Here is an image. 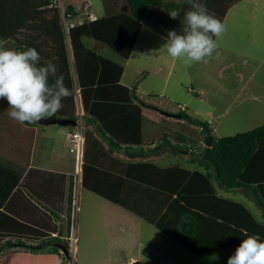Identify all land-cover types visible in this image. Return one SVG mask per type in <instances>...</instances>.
Here are the masks:
<instances>
[{
	"label": "crops",
	"instance_id": "0c3cea01",
	"mask_svg": "<svg viewBox=\"0 0 264 264\" xmlns=\"http://www.w3.org/2000/svg\"><path fill=\"white\" fill-rule=\"evenodd\" d=\"M200 2L205 4L209 12L212 13L216 18H218L223 9H227V15L229 10L239 3L235 2L234 4L230 5V1L226 0H200ZM161 3L165 4L166 9L160 8V6L152 8V10L149 12L150 20L153 21L154 19L155 21H161L162 18H164L165 23L169 22L171 25L180 23L184 25V18L179 20L175 19V21L169 16L168 12L175 9L178 10L180 15L182 14L184 17L185 12L190 10L191 7L187 3V0H161ZM181 3L186 4L181 6ZM103 4V7L106 8L105 15L108 13V11L127 12L129 9L126 6L123 8H118V5L114 2V0H108L106 2L104 0ZM228 5L230 6L227 8ZM65 6L72 7V9H74L78 15L77 20H75L77 23L76 25L87 24L93 20L105 16L103 14L99 15L97 9L93 7L91 0L86 3L83 13L84 16L82 18H80L82 14L79 11L78 6H75L73 3H68V5L65 4ZM50 8V5L46 7V9ZM43 16H45L42 17L43 19L47 21L53 20L55 22L53 12H46L43 14ZM59 24L61 27L63 26L61 16ZM143 26L141 27L133 50L128 59H124L111 47L89 35H84L81 37V42L85 49H91L102 56L123 64L124 71L121 75L120 83L124 85L128 91L135 89L137 98H133V103L107 101L89 102V107L91 110L90 112L97 118V121L92 124L88 123L86 128H88V130L91 132L93 138L95 137L99 142H101L102 147L98 148L96 145H94V147L90 149L92 154L91 163H93L95 166L91 172H87L85 179H83L85 185L88 186H85L82 183L81 187H86L87 193H83L80 196V199H83V197H88L86 195H89V188L94 189V187H98L99 189H104L111 187L116 184L113 181V179H115L116 182H119L118 188L123 190L130 189V195L132 194L138 197L137 203H139V205L151 206L152 204H148L149 201L146 202L145 197L141 195L142 193L140 194V192H135L132 190L136 188V179L142 172L154 173L152 174L153 177L158 175L155 169L142 167V164H154L160 168H168L171 167L170 163L167 162L168 158H176L181 156L182 159L186 160V165L189 167V169H187L185 166H183L184 169H187L191 172L195 171L196 169L203 170V167L199 165V162H194V158L191 156V152H194L192 147H188V149H180L179 147L175 146L177 144L188 145V136H185L184 134H177L175 137L178 142H175L173 140L172 133L168 132L167 129H165L163 133L162 131L160 132L157 130L158 126L161 127L162 121H169L176 124H185L187 121L181 118L180 113H168L167 115L163 108H152L150 104L142 103V101L147 103V100L143 98V95H155L159 93H165L164 91H167L168 77L174 68V59L171 57L172 60L168 58L166 60L165 54L160 55V53L158 54V58L162 60V62L158 65L150 64L151 55L154 54L156 56L157 52H153L144 47V42L148 41L143 39V35H146V33L144 34L145 31ZM153 30L156 34L162 35L155 29ZM147 39L156 41V45L161 43V41H157V39L155 40L154 37L151 38V36ZM69 40L70 46L69 42L67 43V46L73 61L72 69H75V90L78 88L80 89L78 101H75L76 112H81L79 115H83L87 112L81 95L82 92L78 73L76 72L77 70L75 64L76 59L74 48L71 43V39ZM0 41V44H2L3 47L7 44L17 48L19 51H25L28 49L27 46L23 44V47L26 48L23 50L15 41ZM43 50L44 49L42 48L38 49V52L42 57L41 62H43V64H46V62L49 60L53 62L52 58L46 57V54ZM111 50L117 54L118 60H115L108 55V51L112 52ZM134 58L138 59L136 63L133 62ZM166 64L168 66V73L166 78L162 80L163 82L161 84L164 86L163 88H160L161 86L157 82L158 80H153L152 84H150L152 79L147 80L145 79L146 77L143 78L146 73L152 78L156 75H159L166 68ZM128 70L130 75L127 76ZM65 85L67 86L66 81ZM123 91H125V89ZM4 105H6V103L3 100H0V108H3ZM75 121L77 122V120ZM188 124L190 126H194L190 123ZM0 126L4 127L2 124ZM24 127L26 131L28 130L32 133V136L34 135L32 138L33 144L29 149L25 150L26 152H20V154H15V152H13L8 145V140L4 136L9 135L8 129L6 127L5 129L0 128V134H3V137L0 136V259L1 255L25 254L26 251H28L30 253H27V255L30 254V256L42 260L44 264H64L63 259L59 258L57 254H50L42 251L33 253L29 247L30 245H34L38 248L40 247L39 245H42L40 244V239H42L43 236L40 235L39 230L44 229V227L41 225L43 220H49L53 223V225L56 224L57 229L55 232L51 233L52 236H59L61 240L62 237L68 236L71 216H73L76 210V208L73 209V193L77 187L74 183L73 173L68 170L70 161L67 157H74L71 155L73 154L70 149L71 146H67L66 139H68L71 132L74 131L75 125H63L58 122L46 124L41 120L32 124L25 123L22 125V129ZM101 127L105 128V130H103ZM196 127L201 130V127ZM188 130L190 131V128H188ZM105 136L111 137L113 141H111L109 138H105ZM52 137L54 138L53 142H59L62 139L60 144L58 143V146L60 145L59 152H63V154H65V163H63L61 159L53 161L51 165L47 163L43 164L35 162L36 160L33 159L34 154L40 155L43 153L49 159L47 154L51 151L48 149V146L50 144L49 140ZM195 145H197L195 147L199 148V154L205 146H208L206 143V135L202 139H198V142ZM54 149H56V147ZM65 150H67L66 153ZM55 152L58 151L56 150ZM189 162L191 164H198V168L195 167L193 170H191L190 166H188ZM119 169H121V171L126 175L124 177L125 180H127V183H124L125 180L121 182L119 178L112 177L110 175L111 173H116ZM93 170L96 172H93ZM55 174L58 175L55 176ZM215 186L218 188V193L220 195L229 199L242 201L258 220L264 221L263 211L255 203L252 195H250L246 189L240 188L235 191H226L222 188H219L216 182ZM90 198L91 197L89 196L87 201H89ZM87 203V207H85V209L82 208V214L79 215V222L77 219V224L75 225L74 231L77 234L75 251L78 252L77 248L80 249L81 246H83L85 250H88V245H85L84 242H81V245H79V240L82 238H85L90 244L94 243L93 239L95 236H90V234L95 233L94 231L90 230V232H88L89 234L85 232L78 233L79 225L81 226V229L84 226L86 229L93 228L94 224L91 221H88L87 215L96 214L95 212L88 211V207H93L94 204V206L96 205V207H99L98 210L101 213L100 215H104V213L109 214V217L112 219V221H114V223L116 220L119 223L117 224L119 227V232L113 231L112 234L108 235L109 240L107 251L110 255L107 256L106 260L102 259V262L98 264H134L136 262H140V255H138V252L142 243L138 248L136 243V230L139 227L141 221L144 219L134 211L101 195L100 197H97L93 201L90 200ZM102 220L103 217H100L99 221ZM78 234L81 238L78 236ZM87 261V258H79L78 260L76 255L77 264H91V262L87 263Z\"/></svg>",
	"mask_w": 264,
	"mask_h": 264
},
{
	"label": "trees",
	"instance_id": "16d2710c",
	"mask_svg": "<svg viewBox=\"0 0 264 264\" xmlns=\"http://www.w3.org/2000/svg\"><path fill=\"white\" fill-rule=\"evenodd\" d=\"M226 1H230L231 5L240 0ZM57 4L58 0H0V40L15 41L23 50L26 49L23 44L28 49L35 48L37 51L42 48L46 57L52 58L53 63L58 64V74L64 76L66 87L72 91V95L62 101L63 107L58 111L59 115L51 118L77 120V125L80 118L85 126L97 121L90 112V101L123 103L132 102L133 98H137L135 89L128 91L120 83L124 71L123 64L91 49H85L81 42L82 36L89 35L111 47L124 59H128L144 24L151 26L167 38L171 31L183 34V24H173L170 30H167L160 25V20H150L149 12L152 8L160 6L166 9L161 0H127L129 8L127 12L108 11L101 18L71 28L68 34L74 48L76 72L87 112L80 116L76 114L74 95L76 90L70 84L72 78L67 58L66 32L59 24L61 8ZM49 5L51 8L46 9ZM63 7L66 12L76 15L72 7L65 5ZM226 10L223 9L218 16L221 22L224 20ZM46 12H53L55 22L42 18L45 17L43 14ZM181 18H184L182 14L177 20ZM44 65L40 61L38 66ZM142 103L147 104L143 101ZM180 115L189 123L199 125L203 133L212 137L211 145L205 146L198 154L200 160L193 159L194 162L195 160L199 162L203 170L196 169L191 172L180 166L160 168L154 164H142V167L155 169L158 175L153 177L154 173L142 172L136 179V188L132 190L142 193L141 195L145 197L146 202L149 201L148 204H152L151 206L139 205L138 197L130 195V189L118 188L119 182L115 179L113 181L116 184L111 187L104 189L94 187L92 190L134 211L196 255L238 246L243 239L247 238L245 233L258 235L261 242H264V221L258 220L244 203L220 195L215 186L216 182L219 188L226 191L246 189L261 208L264 216V124L234 135L215 138L207 121L193 117L184 111L180 112ZM85 133L84 168L81 177L83 185L85 183L82 179H85L87 172H91L95 166L91 162L89 167L88 164H84L86 151L94 145L98 148L102 147L101 142L93 138L87 128ZM105 138L113 141L111 137L105 136ZM180 145L175 146L182 149L189 147L187 144L182 147ZM110 175L119 178L121 182L126 176L121 169ZM124 183H127V180ZM73 207L75 208L74 205ZM77 219L76 213L74 221L77 222ZM41 225L44 227L39 230L40 235L43 236L40 239L42 245L38 248L30 245L31 252L42 251L59 254L58 256L61 254L63 261H67L70 255H66L59 248L60 245H64L68 249L70 240L62 241L59 236H52L51 233L55 232L57 226L51 221L43 220ZM49 239L53 240L49 241ZM136 263L139 264V262ZM40 264H44L43 261Z\"/></svg>",
	"mask_w": 264,
	"mask_h": 264
},
{
	"label": "rangeland",
	"instance_id": "374dc122",
	"mask_svg": "<svg viewBox=\"0 0 264 264\" xmlns=\"http://www.w3.org/2000/svg\"><path fill=\"white\" fill-rule=\"evenodd\" d=\"M88 1L90 0H63L62 3L64 2L66 5H68V3H73L75 6H78V9L82 14L80 18H82ZM106 1L108 0H105V2ZM103 2L104 0H91L93 7L97 9L99 15H105L106 8L103 7ZM114 2L118 5V8H123L125 6L128 8L127 0H114ZM223 24L226 27V32L218 41L220 53L218 57L214 55L207 63L191 62L186 61L185 59H174V68L168 77L167 91H164L165 93L155 95H143V98L147 100V104H150L152 108H163L167 115L168 113L179 114L184 111L193 117L207 121L210 125L212 135L215 138L234 135L264 124V0L240 1L229 10ZM160 25L167 30H170L171 28V24L169 22L165 23L164 18L160 21ZM143 29L145 31L144 34L146 33V35H143V39L148 41L144 42V47L153 52H157L156 56L154 54L151 55L150 64L158 65L162 62V60L158 58L159 53L160 55L165 54L166 60L167 58L172 60L167 53L166 47H164L167 42V37L156 34L155 31L147 24H144ZM68 32L69 31L66 32L67 35L65 33V37L66 42H69L70 46V37ZM149 34L151 38L154 37L155 40L157 39V41H161V43L156 45V41L147 39L150 37ZM4 48L19 51L17 48L7 44L4 45ZM108 55L111 58L118 60L117 54L113 51H108ZM67 58L72 78L70 84L74 89L76 81L75 69H72L73 61L71 59L68 46ZM137 60L138 59L134 58L133 62L136 63ZM167 73L168 66L166 64V68L159 75L152 78L146 73L143 78L146 77L145 79L147 80L152 79L150 84H152L153 80H158L157 82L160 84V88H163L164 86L161 83L163 82L162 80L166 78ZM128 75H130L129 70L127 71V76ZM145 79L144 81L146 82ZM74 95L75 101L77 102L79 95L77 96L76 91ZM3 101L6 105H4L3 108H0V125L2 124L4 127L0 126V128L5 129L6 127L8 129L9 135L4 136L7 138L8 145L12 151L15 152V154L26 152L25 150L29 149L33 144L32 138L34 135L32 136V133L28 130L26 131L25 127L22 129V125L19 122L9 117L8 102L7 100ZM182 106L186 109L181 108ZM77 113L78 112H76V114ZM55 115L58 116L59 112ZM187 122L185 124H176L169 121H162L161 127L158 126L157 130L160 132L162 131L163 133V131L167 129L168 132L172 133V137L175 142L177 141L175 137L177 134H184L185 136H188V140L190 141L187 142L188 146L192 147L194 151L191 152V156L194 159H199V148L195 147L197 146L195 144L198 142V139H202L206 134L202 132V128L200 130L196 127L197 125L192 124L194 126H190L188 124L189 122ZM188 128H190V131ZM0 136L3 137V134H0ZM71 137L72 135L70 134L69 138L66 139V143L67 146H71L70 149L73 153L71 155L74 158L71 156L67 157L70 161L68 170L73 173L75 183L77 178V174L75 173L76 148L72 145L73 143L70 140ZM53 139L54 138L52 137L49 140L50 144L48 149L51 151L47 154L49 159L43 153L40 155L34 154L33 159L36 160L35 162L43 164L47 163L51 165L53 161L61 159L63 163H65V154H63V152H59L60 145L58 146V143L60 144L62 139L60 140L59 138V142H53ZM54 146L56 149H54ZM182 146L183 144L180 145V147ZM54 150H57L58 152H55ZM66 152L67 150H65V153ZM91 157V150L88 149L86 151V159L84 158V164H88V167L92 160ZM167 162L170 163L171 167L176 165L182 168L185 166L189 169L186 165V160L182 159L181 156L176 158L170 157L167 159ZM188 166H190L191 170L195 167L198 168V164L195 163L191 164L189 162ZM82 168H84V165ZM56 175L58 174H55V176ZM83 188L80 186L76 195V203L79 205V211L77 213L78 222L79 215L82 214V208L85 209L88 205L87 202L100 197L98 193H95L91 188H89V195H86L91 197L89 201H87L88 197L80 199V196L83 193H87L86 187ZM98 208L99 207H96V205L94 206V204L93 207H88V211L96 213L92 215L88 212L89 215H87L88 221H91L94 224L93 228L86 229L84 226L81 229L80 225L78 227V233L85 232L89 234L88 232H90V230L95 232L90 234L91 237L95 236L93 244L88 243L85 238L79 240V245H81V242H84L85 245H88V250H85L83 246H81L80 249L77 248L78 252L76 251L78 260L79 258H87V263L91 262V264H98L102 262V259H107V256L110 255L107 251L109 240L108 235L112 234L113 231L119 232V227L117 226L119 223L117 220L114 223V221H112L109 217V214L104 213V215H100L101 213ZM100 217H103L102 221H99ZM72 219L73 216H71L68 236L62 237L63 241L70 239L69 236L71 237L72 235L71 227L73 225L75 226L77 223L74 219L72 221ZM136 234V243L138 248L142 243L138 252V255H140L139 264H228L229 257L234 255L236 249L240 246L238 245L229 249H221L215 252L196 255L193 254L187 247L183 246L171 236L162 232L155 225L146 220L141 221L136 230ZM75 236L77 238V234H75ZM51 240L53 239H49V241ZM27 253L30 252L26 251L25 254L1 255L0 264H40V262H42V260L30 256V254L27 255ZM214 255L217 256L218 259H210ZM59 258L62 259L61 254ZM63 263L67 264L68 262L63 261Z\"/></svg>",
	"mask_w": 264,
	"mask_h": 264
},
{
	"label": "clouds",
	"instance_id": "9594fccd",
	"mask_svg": "<svg viewBox=\"0 0 264 264\" xmlns=\"http://www.w3.org/2000/svg\"><path fill=\"white\" fill-rule=\"evenodd\" d=\"M187 3L191 7L184 14L183 34L169 32L164 47L173 59L207 63L214 55L219 56L218 41L226 32V27L200 0H187ZM60 4L64 6L58 0L59 7ZM168 14L173 20L180 16V12L175 9ZM77 17L76 14L71 21L74 25L67 28L63 21L66 32L76 26ZM41 59L35 48L17 51L0 44V100H7L9 117L21 125L53 117L63 107L62 101L72 95V91L65 85L64 76L58 74L57 66L51 60L44 66H38ZM79 187L74 190L73 205L76 210L73 219L79 211L76 203ZM245 235L247 238L229 257L228 264H264V242H261L258 235ZM68 255L71 256L69 248ZM210 259L218 257L214 255Z\"/></svg>",
	"mask_w": 264,
	"mask_h": 264
},
{
	"label": "built area",
	"instance_id": "2783aa9c",
	"mask_svg": "<svg viewBox=\"0 0 264 264\" xmlns=\"http://www.w3.org/2000/svg\"><path fill=\"white\" fill-rule=\"evenodd\" d=\"M61 7V16L63 18L64 24L67 27L69 26H73L74 22H71L72 20H74V16L72 13H68L66 12V9L60 4ZM72 14V15H71ZM77 92V96H80V89L78 88L76 90ZM183 108V107H182ZM80 116H82V114H80ZM86 126L84 125V122L82 121V119H79L78 125L76 126L75 130L73 131V133H71L72 137H71V141H72V145L76 148L75 150V156H76V167H75V173L77 174V178H76V184L77 187L80 186L81 184V177H82V166H83V152H84V145H85V140H86ZM78 209V207H77ZM75 226H72V235L71 237L69 236V240H70V258L67 260V264H75L76 263V251H75V244L77 243V238L75 236Z\"/></svg>",
	"mask_w": 264,
	"mask_h": 264
},
{
	"label": "water",
	"instance_id": "95a60500",
	"mask_svg": "<svg viewBox=\"0 0 264 264\" xmlns=\"http://www.w3.org/2000/svg\"><path fill=\"white\" fill-rule=\"evenodd\" d=\"M180 116V115H178ZM44 123L48 124V123H60V124H63V125H68V124H73V125H76V121H71L69 119H57V118H48V119H44L42 120ZM206 143L208 146L211 145L212 143V137L208 134H206ZM60 249H62V251L68 255V249L64 246V245H61L60 246ZM130 264V263H128Z\"/></svg>",
	"mask_w": 264,
	"mask_h": 264
}]
</instances>
